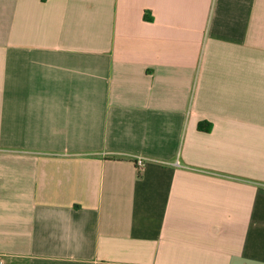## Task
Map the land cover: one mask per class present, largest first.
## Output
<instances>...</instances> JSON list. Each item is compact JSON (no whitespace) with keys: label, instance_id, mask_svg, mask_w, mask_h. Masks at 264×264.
Returning a JSON list of instances; mask_svg holds the SVG:
<instances>
[{"label":"crops","instance_id":"obj_1","mask_svg":"<svg viewBox=\"0 0 264 264\" xmlns=\"http://www.w3.org/2000/svg\"><path fill=\"white\" fill-rule=\"evenodd\" d=\"M0 260L264 264V0H0Z\"/></svg>","mask_w":264,"mask_h":264},{"label":"built area","instance_id":"obj_2","mask_svg":"<svg viewBox=\"0 0 264 264\" xmlns=\"http://www.w3.org/2000/svg\"><path fill=\"white\" fill-rule=\"evenodd\" d=\"M136 165L139 170H141L144 166V159L142 157H139L136 159ZM2 260H0V264H2Z\"/></svg>","mask_w":264,"mask_h":264}]
</instances>
